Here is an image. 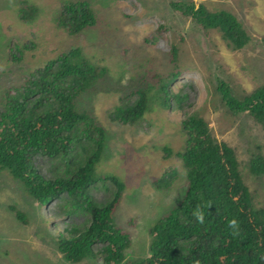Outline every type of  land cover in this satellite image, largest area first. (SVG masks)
<instances>
[{
    "label": "rangeland",
    "instance_id": "obj_1",
    "mask_svg": "<svg viewBox=\"0 0 264 264\" xmlns=\"http://www.w3.org/2000/svg\"><path fill=\"white\" fill-rule=\"evenodd\" d=\"M39 8L29 22L20 17L21 2ZM70 0H0V114L6 92L21 86L37 69L73 48H81L107 73L77 101L107 132L98 174L117 176L126 185L114 214L115 224L132 236L124 261L140 262L151 254V230L187 192L186 169L178 154L185 151L182 122L198 115L213 136L229 144L255 204L264 208V174L254 175L251 159L264 156V126L247 113H232L218 91L220 81L244 99L264 86V0H195L211 12L229 11L245 25L249 44L237 49L220 29L194 24L172 8L191 0H86L99 12L98 22L78 35L57 26L62 5ZM180 48L182 74L163 92L165 76L175 69L170 49ZM140 90L149 91V108L134 125L110 119L124 103H134ZM172 100V101H171ZM181 101L182 104L180 103ZM177 170L170 188L155 183ZM100 196V195H99ZM16 208L28 217L18 220ZM53 207H41L21 181L0 167V264H103L93 256L80 263L66 261L51 235ZM79 223L83 218L73 219ZM66 221L54 225L63 230Z\"/></svg>",
    "mask_w": 264,
    "mask_h": 264
},
{
    "label": "trees",
    "instance_id": "obj_2",
    "mask_svg": "<svg viewBox=\"0 0 264 264\" xmlns=\"http://www.w3.org/2000/svg\"><path fill=\"white\" fill-rule=\"evenodd\" d=\"M172 8L196 25L220 29L237 49L251 41L232 12H211L195 0L173 3ZM39 11L21 2L23 21L34 20ZM98 17L90 1L70 0L60 8L56 22L74 36L94 27ZM170 53L175 69L161 79L167 80L162 89L168 98V82L182 74L177 67L180 48L174 45ZM106 73L81 48H73L9 89L0 114V167L21 181L39 206L53 207L48 217L51 235L71 263L93 256L103 264H120L132 244L131 234L114 222L126 185L117 176L96 172L107 132L77 107L78 99ZM218 91L230 112L247 113L264 126V86L244 99L235 97L223 81ZM148 92L140 90L134 103L116 108L110 119L123 125L138 123L149 108ZM182 123L187 140L178 156L186 169L187 192L152 228L150 256L126 264H264V208L255 204L235 150L217 140L201 116ZM251 171L264 174L262 154L252 157ZM178 176L177 170L168 171L155 187L170 188ZM12 209L18 220L28 223L24 213ZM77 217L83 222L73 220ZM58 219L66 221L63 230L54 225Z\"/></svg>",
    "mask_w": 264,
    "mask_h": 264
}]
</instances>
